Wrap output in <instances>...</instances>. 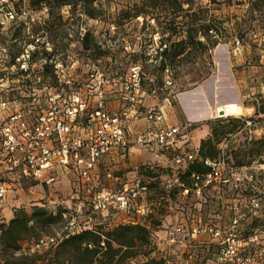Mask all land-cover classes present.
Listing matches in <instances>:
<instances>
[{
	"label": "rangeland",
	"instance_id": "374dc122",
	"mask_svg": "<svg viewBox=\"0 0 264 264\" xmlns=\"http://www.w3.org/2000/svg\"><path fill=\"white\" fill-rule=\"evenodd\" d=\"M12 3L18 14L27 6L35 15L33 20L22 16L17 24L3 29L2 61L11 64L13 55L25 54L33 47L36 54L32 67H38L43 59L49 63L50 59L52 67L49 69H53L54 63H60L78 80L84 78V61L99 64L111 76L129 75L132 68L138 69L143 96L136 108V119L129 125L131 141L137 133L147 130L148 123L143 116L145 109L151 106H161L168 124L194 122L187 141L180 146L181 151L198 149L200 140L210 135L211 128L219 127L214 109L224 103L233 106V113L253 119V124L238 122L230 134L213 140L217 141L219 152L212 161L220 162L230 179L240 178L245 183L238 196L244 198L253 193L258 196V214L246 219V223L255 219V227L264 230V152L251 154L256 149L255 142L264 136V0H189L183 3L182 10H176L169 0H94L92 3L64 0L63 4L60 0H12ZM191 25L199 27L198 37L205 48L195 49L187 43L182 54L161 70L163 44L174 45L185 37ZM204 25H209L210 29L206 31ZM201 32L206 35L201 36ZM77 52L78 63L73 66L71 58ZM52 90L56 91L54 86ZM21 94L9 91L5 92V98L11 101ZM122 94L119 87H109L107 106L121 107ZM192 117L197 119L190 120ZM113 157V161L109 158L100 163L103 186L117 189L123 182L140 177L149 188L148 212L139 217L134 211L98 212L92 214L89 225L106 230L119 223H130L127 222L129 216L138 218L150 227V244L154 242L152 246H135L116 264H137L152 256L175 259L176 248L157 243L156 233L162 237L165 228L175 225L190 211L200 209L206 220H229V210L217 202L221 196L225 203L226 191L205 190L199 201L192 195L189 199L182 197L176 189H164L160 182L170 173L167 166H172V159L169 156L163 162H156L153 146H130L124 154L119 152ZM80 195L83 196L80 182L72 170L52 186L25 182L0 202V229L16 214L31 218L36 208L57 215L61 206L55 200L61 197L68 206L74 207ZM87 223L85 219L80 221L81 227ZM63 226L62 217L34 223L19 240L16 250H0V264L21 261L24 264H76L75 256L68 253L61 242L32 251L34 240Z\"/></svg>",
	"mask_w": 264,
	"mask_h": 264
},
{
	"label": "built area",
	"instance_id": "2783aa9c",
	"mask_svg": "<svg viewBox=\"0 0 264 264\" xmlns=\"http://www.w3.org/2000/svg\"><path fill=\"white\" fill-rule=\"evenodd\" d=\"M34 11L23 7L17 13L12 0H0V40L3 29L17 24L21 17L33 20ZM20 16V17H19ZM32 46V45H31ZM1 51H5L0 47ZM33 47L26 53L12 56V63L2 61L0 51V202L15 189L28 185L52 186L72 170L78 177L83 196H77L74 207L63 198L55 200L64 220L62 229L33 241L32 251H41L59 244L69 234L91 229L92 214L114 210L134 213L139 217L148 212V184L136 176L113 189L102 184L100 163L108 156L123 153L130 146H153L155 161L171 157L170 173L163 176L160 185L178 190L186 199L192 195L202 201L205 190L217 188L226 191L222 207L229 210L227 222L206 220L200 209L190 211L182 219L163 230L156 242L168 248L175 247V259H164L163 264H264V230L255 227L259 198L256 194L238 196L244 182L230 179L218 161L206 159L205 173L190 172L186 183L182 176L196 160L197 148L180 150L186 142L193 121L165 122L161 106L147 107L145 131L137 133L131 141L129 125L136 119L143 91L137 68L129 75L111 76L99 64L83 62L84 78L78 80L71 70L60 63L52 65L46 59L38 67ZM36 54V53H35ZM79 53H74L71 65H77ZM6 63V66H4ZM51 72L53 76L51 77ZM52 79L53 86L52 88ZM117 87L123 91V104L118 109L107 106L106 91ZM18 91L9 101L5 92ZM15 107V108H11ZM235 117L244 125L254 123L241 113H233L224 103L214 109V118ZM107 176H110L107 173ZM264 196V185H262ZM256 215V216H254ZM88 221L81 227L80 221ZM130 223H141L128 218ZM154 242L151 243V246Z\"/></svg>",
	"mask_w": 264,
	"mask_h": 264
},
{
	"label": "trees",
	"instance_id": "16d2710c",
	"mask_svg": "<svg viewBox=\"0 0 264 264\" xmlns=\"http://www.w3.org/2000/svg\"><path fill=\"white\" fill-rule=\"evenodd\" d=\"M63 1L60 0V4H63ZM82 1L92 3L94 0ZM169 1L176 6V10H182L183 3H189V0ZM204 27L206 31L210 29L209 25H204ZM198 33L199 27L191 25L186 29L185 37L178 39L174 45L168 47L166 44H163L164 47L160 50L161 70L167 68V66L176 60V57L182 54L187 43H190L195 49H204L205 44L198 37ZM200 35L204 37L206 32H201ZM216 122H220L219 127L217 129L211 128L210 135L200 140L196 160L189 165L186 173L182 176V179L186 183H189L186 176L190 172L205 173L209 171V166L204 161L206 159L214 160L219 152L216 145L217 141L214 142L213 140L217 137L222 138L230 134L238 122L244 125L243 120L231 116L219 118ZM255 144L256 149L251 154H262L264 152V136L260 137ZM57 217L61 218L60 213L52 216L51 214H46L41 208H36L29 219L22 214H16L0 229V250H16L19 240L34 227V223L49 221ZM30 221H32V225H29ZM150 233V227L144 222L119 223L106 230L95 228L81 229L69 234L61 241V244L66 248L68 253H72L75 256L76 264H116L128 255L129 250L135 246L142 244L146 246L151 245ZM163 261L164 259L162 258L152 256L137 264H163ZM18 264L24 263L21 261Z\"/></svg>",
	"mask_w": 264,
	"mask_h": 264
},
{
	"label": "crops",
	"instance_id": "0c3cea01",
	"mask_svg": "<svg viewBox=\"0 0 264 264\" xmlns=\"http://www.w3.org/2000/svg\"><path fill=\"white\" fill-rule=\"evenodd\" d=\"M196 119H197V117H192V119H190V120H196ZM114 155H110V156L106 157V160H109V158H111L112 160H110V161H113ZM159 162H163V159H160ZM127 222H129V221H127Z\"/></svg>",
	"mask_w": 264,
	"mask_h": 264
},
{
	"label": "bare ground",
	"instance_id": "6f19581e",
	"mask_svg": "<svg viewBox=\"0 0 264 264\" xmlns=\"http://www.w3.org/2000/svg\"><path fill=\"white\" fill-rule=\"evenodd\" d=\"M230 109H231V112H233L232 110L234 109L233 106L231 104H228Z\"/></svg>",
	"mask_w": 264,
	"mask_h": 264
}]
</instances>
